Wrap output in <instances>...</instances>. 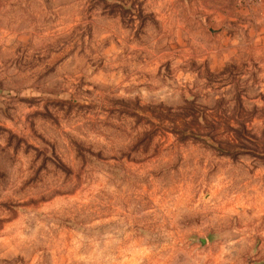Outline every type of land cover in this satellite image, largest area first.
<instances>
[{
	"label": "rangeland",
	"instance_id": "rangeland-1",
	"mask_svg": "<svg viewBox=\"0 0 264 264\" xmlns=\"http://www.w3.org/2000/svg\"><path fill=\"white\" fill-rule=\"evenodd\" d=\"M0 264H264V0H0Z\"/></svg>",
	"mask_w": 264,
	"mask_h": 264
},
{
	"label": "water",
	"instance_id": "water-1",
	"mask_svg": "<svg viewBox=\"0 0 264 264\" xmlns=\"http://www.w3.org/2000/svg\"><path fill=\"white\" fill-rule=\"evenodd\" d=\"M200 242H201L202 244H204V242H205V241H204V240H202V241H200Z\"/></svg>",
	"mask_w": 264,
	"mask_h": 264
}]
</instances>
